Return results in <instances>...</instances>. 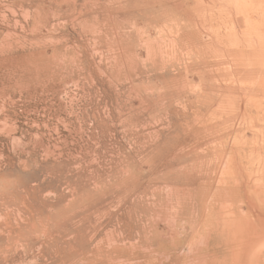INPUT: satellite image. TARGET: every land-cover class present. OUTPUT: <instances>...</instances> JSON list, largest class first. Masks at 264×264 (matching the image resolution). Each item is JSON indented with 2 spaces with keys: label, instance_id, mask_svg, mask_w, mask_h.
<instances>
[{
  "label": "rangeland",
  "instance_id": "374dc122",
  "mask_svg": "<svg viewBox=\"0 0 264 264\" xmlns=\"http://www.w3.org/2000/svg\"><path fill=\"white\" fill-rule=\"evenodd\" d=\"M218 263L264 264V0H0V264Z\"/></svg>",
  "mask_w": 264,
  "mask_h": 264
},
{
  "label": "bare ground",
  "instance_id": "6f19581e",
  "mask_svg": "<svg viewBox=\"0 0 264 264\" xmlns=\"http://www.w3.org/2000/svg\"><path fill=\"white\" fill-rule=\"evenodd\" d=\"M259 217H260V216H259ZM212 259H213V258H212ZM212 259H211V260H212ZM205 260H206V259H205ZM211 260H210V262H212V261H213V260H212V261H211ZM218 264H219V263H218Z\"/></svg>",
  "mask_w": 264,
  "mask_h": 264
}]
</instances>
